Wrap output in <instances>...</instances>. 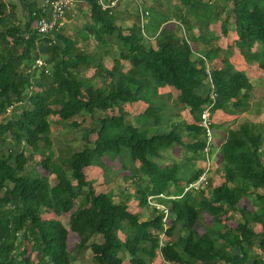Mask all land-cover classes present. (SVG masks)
I'll use <instances>...</instances> for the list:
<instances>
[{"label": "trees", "instance_id": "1", "mask_svg": "<svg viewBox=\"0 0 264 264\" xmlns=\"http://www.w3.org/2000/svg\"><path fill=\"white\" fill-rule=\"evenodd\" d=\"M84 1L91 10L87 33L102 44L107 43L108 37L115 39L123 50L121 60L129 61L133 67L129 76L114 78L119 62L112 70H106L101 61L96 63L95 57L77 48L75 39L59 33L57 43L49 48V75L44 69H36L40 75L35 73L33 81L26 70L35 63L37 44L42 38L31 27L33 18L23 27L12 26L0 33V46L6 56H0L3 60L0 62V141L7 145L10 136L16 143L14 149L0 156V264H33L30 252L36 254L39 264H71L69 249L91 250L94 264H123L125 254L131 264H148L145 257H154L158 250L169 264H200L199 260L203 259H208V264H264V139L257 131L258 125L245 123L240 129L229 131L221 149L223 184L214 188L208 198L204 193H187L167 201L174 221L165 230L163 215L148 203V197L168 193V188L178 183L182 168L179 164L162 168L155 160L166 149L190 146L182 142L179 125L173 126L169 133L148 137L147 132L127 124L121 110L123 104L143 99L142 92L149 84L137 80L134 69L141 65L157 85L178 91L179 103L189 108L198 122L206 106H211L212 118L216 111L229 114L247 111L253 85L243 73L230 71L228 67L208 72L204 59L192 60L193 51L187 41L157 26L160 33L156 47L146 48L139 25H134L128 35L116 25L118 9L110 14L103 11L98 0ZM178 1L189 9L198 6L197 0ZM225 1L233 3L231 13L235 18L237 46L250 59L254 44L259 43L263 47V60L256 59L264 70V0ZM29 10L32 13L37 9L30 6ZM230 16L221 21L223 33H227ZM165 20L162 18L160 24ZM209 21L210 15L204 21L207 27ZM44 41L49 43L48 39ZM12 46L21 50L19 56L13 54ZM91 68L96 69L95 75L90 79L79 78L78 74ZM97 77L103 78L104 86H94ZM106 78L111 79L108 86ZM209 79L216 90L215 100L210 98ZM125 80L132 86L125 88ZM26 96H29L27 105ZM14 103H22V110L16 118L7 121L8 109ZM115 109L120 110L119 116L109 114ZM152 112L153 107L148 106L143 116L150 117ZM83 115L93 124L83 136L86 146L66 160L49 158L41 165L47 173L56 175L55 185L51 186L44 177L25 175L35 154L51 148L50 117L71 121ZM186 129L189 133L204 132L199 125ZM192 147L195 154H203L205 142H195ZM125 153L140 163V168L135 170L142 178L140 181L148 178V185L136 188L140 205L154 210L153 217L147 221L141 222L138 216L128 212L126 205L114 202L109 194H96L93 183L85 178V168L100 166L104 156L116 159ZM247 186L252 190L246 195ZM244 196L257 199L260 212L242 211L237 228L223 232L222 224L227 220L224 217L237 210ZM44 209L56 219H43ZM202 212L213 217L215 225L220 226L218 232L202 236L197 233L195 227ZM66 216H69L67 225L61 219ZM251 223L262 226L260 234L255 233ZM121 231L127 234L126 241L118 237ZM230 232L234 238L229 236ZM70 234L78 242L72 243ZM163 234L169 241L161 246ZM256 243L263 258L250 253Z\"/></svg>", "mask_w": 264, "mask_h": 264}, {"label": "crops", "instance_id": "2", "mask_svg": "<svg viewBox=\"0 0 264 264\" xmlns=\"http://www.w3.org/2000/svg\"><path fill=\"white\" fill-rule=\"evenodd\" d=\"M109 1H115V0H109ZM118 1H119V7L118 10L115 12L116 25L122 29L124 35H128L130 33L131 28L134 26L133 22H131L134 21L132 19L133 12H127V9L129 8L128 5H130V3L132 4L133 0H118ZM44 2L45 0H0V11H1L0 33L7 31L12 26L23 27L26 24H28L31 20L30 18L31 13L29 7L31 6L32 8L39 10L42 8ZM134 3H139V1L135 0ZM140 12H141L140 13V18H141V15L144 12H148V11H141L140 9ZM90 20H91V10L87 1L84 0L77 1V6L75 10L66 16L62 27L52 36H47L40 39L39 43L37 44V50H36L37 56L39 55L41 58L43 57L47 59L50 55L49 48L53 43H57L56 36L57 34L60 33L68 38L75 39L78 42L77 48H79L82 52L88 55H92L93 57L101 61L102 65L106 70H112L115 63L119 62L118 70L117 73H115L114 78L119 79L121 75L129 76V74L133 70V67L129 61L121 60L120 55L123 52L121 47L115 43V39L112 37L107 38L106 44L98 43L95 40V38L90 36L86 31V25L88 24V22H91ZM185 24H188V22L185 21ZM221 27H222V23H221ZM223 34L224 35L222 37L220 36L218 38L219 40H217L216 42L214 41L215 38L211 34H208L206 32L199 34L195 33L192 36L189 35L191 36L190 38L195 39V41L191 42L192 45L199 46L195 49L194 47L191 46L190 42L187 39L184 40L179 38V36H177L180 40L187 41L190 44L191 49L193 51V54L191 56L193 61H199L200 59L205 60L208 71H213L214 69L222 70L223 68L228 67L227 69L230 71L243 73L245 77L249 80V82L253 85V90L249 92V94L251 95V101L249 103V108L247 109V111L238 112L236 114H229L223 111H216L214 113L213 128L215 131V138H214L215 143L210 153V159L212 161L211 162L212 171L210 174V182L208 185L209 186L208 196L212 191V189L221 186L222 184L220 183V181L224 180V178H221V180L219 181L216 172L220 167L223 166L224 161H223V156L221 154V149L223 144L225 143V140L228 137L229 131L240 129L241 125L248 123L245 122L247 121L244 120L245 118L252 119V117L255 116L256 112L259 111V102L255 94L254 78L259 75L260 77H264V70H262L259 67V62H257L256 59V57H258V59H260L259 60L260 62L263 60V57L261 55L263 51V47L259 43H255L252 48V53L254 55L251 56L252 58L249 59L244 56L240 48L237 46V43H236L237 47L234 48L232 46L233 45L232 42L228 41L229 34L228 35H226L227 33H223ZM44 38L48 39L49 43L45 42ZM144 38L150 40V38L148 37H144ZM8 40L10 41L11 39L8 38ZM151 41H152L151 44L154 47H156L157 40L153 38ZM237 42H238V38H237ZM91 44L93 46H90ZM144 45L146 48L152 47L149 46L146 40H144ZM113 48L116 49L112 50ZM236 48L238 49L239 52H235ZM11 49L14 55L16 56L20 55L21 50L18 47L12 46ZM207 54H210V58L207 57ZM104 55H107V57L103 58ZM0 56L6 57L4 50L2 49L1 46H0ZM111 58H112L111 64L108 65L106 61L110 60ZM0 62H3V60L0 59ZM91 69L96 70L95 68H91ZM134 69L137 72L136 79L139 81H145L149 85L145 87V89L142 92L143 99L135 103H125L122 105L121 110L125 113V121L127 122V124L132 125L135 128L142 129L147 133L151 132L152 135L159 134L162 132L169 133L172 130L173 126L179 125L181 130L182 142L185 145L190 146L189 148H186L176 145L174 148H169L162 151L161 158L155 160V162L158 163L159 166L162 168H167L169 166H172L173 164H179L181 166L182 169L181 172L179 173L178 183L176 185L172 184L168 188V193H166L170 196L178 197L181 194V191L183 190V187L185 185L194 182L198 179V177L202 173V169L207 164L205 155L198 153L195 154L194 151L192 150L193 148L192 145L195 142H199V141L204 142L205 139L203 133L196 134L194 132L189 133L187 131L186 129L187 126H192V125L198 126L199 122L196 121L195 118L190 114L189 108L185 106L183 107L179 103L180 93L178 91H176L174 88H171L169 86L157 85L155 81L152 79V77L146 74L144 65L135 67ZM26 71L30 76H32V80H33L36 71H34L32 74H30L28 70ZM106 79H107L106 85L108 86L111 79L109 78ZM103 83H104L103 78L97 77L93 84L97 88L104 86ZM124 86L126 88L132 85L127 80H125ZM243 93H247V91H243ZM28 100H29V96H26L25 105L28 104ZM166 102L169 103L171 102L173 104L172 105L173 107L178 106L177 107L178 110L174 111V113L170 116V119L168 120L169 122L167 126L164 127L162 124L163 122L162 117L165 115L166 108L170 107V105L166 104ZM19 106L22 110L23 104L21 103H14L10 108L15 109L16 107ZM148 106L153 107V112H152V116L146 118L143 115L146 112ZM10 108L8 109V112H10ZM119 112H120L119 109H115L109 112V114L113 116H119L120 115ZM52 117H57L59 119L58 116H52ZM81 118L85 121L87 116L83 115L81 116ZM141 119H143V124H141ZM150 119L153 121L151 122ZM59 121L62 120L59 119ZM50 124H51V120H50ZM253 124L257 126V123H253ZM91 125L93 126L92 123ZM50 134H51V130H50ZM50 134H49V138H50ZM177 147L180 148L179 154L177 153L178 151ZM54 155H55L54 152L52 153L48 152L45 154L46 156L45 159L51 158L54 160ZM105 157H107L110 161H114V163H116L117 161L121 163V168L117 169V166H115L118 174H116L115 170H109L107 172V174L109 172L113 173L116 177L119 178V181H116L113 186H110L111 183H113V180L112 181L109 179L105 180L106 185L104 186L103 191L97 192L95 190L96 194H109L113 198L114 202L126 205L128 212L135 216H138L141 222L151 219L154 215V210L149 208L148 206L142 207L136 195L137 186L142 185L143 187H145L146 185H148L147 182L148 178L144 177L145 181H140L142 180V178L140 177V175L138 176L135 173V170L139 169L141 165L138 161H133L129 154L125 153L123 156L118 157L116 159L115 158L113 159L109 156H104L101 159L100 166L96 165L95 167L90 166L85 168L84 174L86 180L92 182L94 185L95 183L93 182L91 177H89V175L92 173L91 171H93L95 174L93 179H95L97 175L103 176V174H105V172L109 169V167L106 165L107 162L104 160ZM32 167L33 165L30 163L29 164L30 170ZM196 173H198L197 178L195 177ZM50 175L54 177L53 178L50 176V178H52L54 182V184H51V186H53L55 185L56 175L54 174H50ZM67 175L69 176L70 172H68ZM221 176H223V174H221ZM41 177H44L46 179L48 178L46 175ZM73 184L75 183L73 182ZM248 187L249 186L244 188V193L246 195L250 193L248 191L246 192V189ZM235 211L240 212L241 208L237 207V210ZM235 211H230L229 215L231 216L234 213L237 214V212ZM224 221L222 224L224 226L223 232L224 230L234 231L236 229L235 227L230 226L229 224L230 221L227 223L229 225V227L227 228L228 225L225 224ZM199 223H201L200 231H202L203 233H200L199 229H197ZM197 227H195V229L200 236L206 234L211 230H214L216 232L220 230V226L217 227V225H215L213 217L210 216L207 212H202L200 214L199 220L197 222ZM121 233L125 236V239L121 238L120 236ZM117 234L122 241H126L128 239L127 234H125L122 231L118 232ZM71 237H75L76 239H78L74 234H70V238ZM167 240H168L167 237H165L164 235L161 236V244L165 243ZM256 248L257 247L254 246L253 251L255 250L256 252L257 251ZM228 250L230 252L233 251L231 248L229 249V247ZM124 256L125 258H123L124 259L123 264H131L130 257L126 256V254ZM254 256H256V254H254ZM259 258H261V256ZM145 260L148 264H154L158 262L159 264L160 262H163L164 264H169L163 260L162 254L159 250L155 252L154 257H145ZM199 263L208 264L209 260L208 259L199 260Z\"/></svg>", "mask_w": 264, "mask_h": 264}, {"label": "rangeland", "instance_id": "3", "mask_svg": "<svg viewBox=\"0 0 264 264\" xmlns=\"http://www.w3.org/2000/svg\"><path fill=\"white\" fill-rule=\"evenodd\" d=\"M135 2V0H133ZM132 1V4L130 3L129 8L127 9V12H133V25H139L141 27L142 22L140 18V9L141 11H148L149 12V17L147 19V23L145 24V34L150 40L145 39L149 46H153L151 44V40L154 38L156 40V37L161 31H166L169 33H173L179 38L188 40L191 44L192 47L197 48L199 46H194L192 45V41H195L194 38H190L193 34H199L206 32L208 34H211L215 39L214 41L216 42L219 40L218 38L223 36L222 32V27H221V21H224V19L228 16H230V21L228 22L227 26V34L228 35V41L232 42V46L235 48L237 42V37L236 32H235V18L231 13V10L233 9V3L228 2L225 0H197L198 1V6L196 9H189L188 7L186 8L183 6L178 0H138L139 3H134ZM245 1V0H242ZM213 7V9H212ZM210 15V21H209V26L207 28V25L204 24V20L207 19ZM164 18L166 19L165 21L167 22H161V19ZM188 22V24H185V21ZM135 23V24H134ZM155 26L159 27L157 29ZM142 31V30H141ZM195 31V33H194ZM191 35V36H189ZM225 41V42H228ZM90 46H93L92 44ZM116 48H113L112 50H115ZM235 52H239L238 49L236 48ZM104 57H107V55H104ZM42 60L47 64V59L46 58H41L39 55L37 56L36 60ZM111 60H107L106 62L108 65L111 64ZM98 59L96 58V63H98ZM103 61V60H102ZM48 66V64H47ZM143 69V68H141ZM37 73V76L40 75V70H35ZM210 72V71H208ZM95 73L94 69H90L84 73L78 74L79 78H88L90 79ZM89 76V77H87ZM254 86H255V94L257 97V100L259 102V111L256 112L255 116L250 118H245L244 120H247L245 122L248 123H257L258 130L263 134V139H264V77L257 76L254 78ZM166 104H169L170 107H167L165 110V115L162 117L163 119V126L166 127L168 124V120L170 119V116L174 113V111H177V107H173L172 103L166 102ZM178 105V103H177ZM10 108V107H9ZM21 112V108L16 107L10 108V112L7 113V121L16 118L18 113ZM161 119V121H162ZM51 120V134H50V139L52 140V148L49 150H45L43 153H36L34 160L31 162L33 167L30 168L28 167V172L25 173V175L34 174V175H41L44 176L46 175L48 178V182L51 184H54L53 179L50 178V174L47 173L43 167L41 166L43 161L45 160L46 156L45 154L48 152H54V160L62 159L66 160L68 159L73 153L76 151L82 150L85 146L86 143L83 140V136L91 129V119L89 117L86 118L84 121L81 117H76V119L71 120V121H59L57 117H50ZM152 122L153 120L150 119ZM141 124H143V119H141ZM218 128V127H217ZM257 129V128H256ZM154 134V133H153ZM152 133L148 132L147 136H151ZM8 137V142L7 145H3L2 142L0 141V156L4 153H6L9 149H14L16 147V143ZM264 143V141H263ZM178 148L177 153L179 154L180 148ZM21 148L17 149V151H20ZM263 150H264V145H263ZM104 160L107 162V166L109 169L103 174V176H96L95 179L94 172L91 171L92 173L89 175L93 182L95 183L93 187L97 192H102L104 186L106 185L105 180H113V183H111L110 186H113L116 181H119V178L116 177L113 173L107 172L109 170H115L116 174L117 169L121 168V163L118 161L114 163V161H110L107 157L104 158ZM114 163V164H113ZM111 164V166H110ZM96 165H93L95 167ZM117 166V169L116 167ZM39 167V168H38ZM36 173V174H35ZM224 174L222 167H220L216 174L218 175L219 181L221 178H224L221 176V174ZM121 175V174H120ZM53 177V176H51ZM54 178V177H53ZM121 180V179H120ZM224 180L220 181L221 184H223ZM106 189V187H105ZM251 192V188L248 187L246 189V192ZM238 207L241 208V211H235L237 214H232L231 216L228 214L227 216L224 217L225 224H227L229 221L230 226L237 228L239 222L242 221V211L250 212V213H259L260 212V205L259 201L257 199H254L252 197L246 198L243 197L241 203H239ZM250 216H248L249 218ZM42 218L45 220H52L56 219V216L53 213L48 212L47 210L44 209L42 212ZM232 218V219H231ZM64 224L67 225L69 216L61 218ZM231 219V220H230ZM205 222V220H204ZM228 225V224H227ZM27 229L30 228V226L27 224ZM252 228L254 229L256 234H260L262 231V226L258 223H251ZM197 227V225H196ZM229 225L227 226V228ZM197 229H201V223H199ZM211 230L209 233H214L216 231ZM200 233H203L200 231ZM121 238L125 239V236L121 233L120 234ZM229 236L231 238H234V234L230 232ZM21 239L23 240V237L21 236ZM72 243L75 240L77 241L75 237L70 238ZM78 242V241H77ZM222 244V243H221ZM254 246H256L257 251H253V248L250 250L251 254H256L257 257L261 258L263 257L261 251L259 250L258 243H256ZM255 252V253H254ZM70 253V262L71 264H94V260L92 259L93 255L91 250H75L72 252L69 249ZM31 255V260L33 264H39L38 259L36 257L35 253L30 252ZM154 264H159L154 263ZM160 264H164L163 262H160Z\"/></svg>", "mask_w": 264, "mask_h": 264}, {"label": "built area", "instance_id": "4", "mask_svg": "<svg viewBox=\"0 0 264 264\" xmlns=\"http://www.w3.org/2000/svg\"><path fill=\"white\" fill-rule=\"evenodd\" d=\"M98 2L102 7L103 11L109 12L110 14L114 13V11L119 7L118 0H98ZM76 6V0H45L41 9L35 10L30 14V18H33L32 29L42 38L52 36L62 27L66 16L72 13L75 10ZM148 17V12H144L141 15V30L144 37H147L145 34V24L148 22ZM25 38H28V36L25 35ZM36 69H44L45 74L49 75L46 63L40 59L35 61L29 73L32 74ZM209 83L211 84L210 98L212 100H215L216 90L212 85L211 79H209ZM199 126L202 127L204 131V137L206 142L204 153L206 155L207 165L204 168V173L200 176V178L196 182L189 184L185 187V193L191 191L204 190L205 187L208 185V176L211 169V159L209 157V153L212 147L214 146L215 135V131L213 128L214 122L211 115V106L204 107ZM171 199L174 198L167 197L164 194L148 197V203L153 208L159 210V212L163 215L165 229H168L170 227L171 219L169 207L164 203V201H169Z\"/></svg>", "mask_w": 264, "mask_h": 264}, {"label": "clouds", "instance_id": "5", "mask_svg": "<svg viewBox=\"0 0 264 264\" xmlns=\"http://www.w3.org/2000/svg\"><path fill=\"white\" fill-rule=\"evenodd\" d=\"M203 136H204V132H203ZM214 138H215V135H214ZM204 139H205V137H204ZM204 142H205V140H204ZM215 143V142H214ZM205 147H206V142H205ZM213 148V147H212ZM212 150V149H211ZM211 150H210V153H211ZM204 151H205V148H204V150H203V155H205V153H204ZM210 153H209V157H210ZM205 157H206V155H205ZM212 162V161H211ZM207 163V162H206ZM207 165V164H206ZM206 165H205V167H206ZM204 167V168H205ZM204 168L202 169V173H201V175L204 173ZM211 171H212V165H211V169H210V173H209V176H208V185H209V182H210V174H211ZM200 175V176H201ZM200 176L198 177V179L200 178ZM223 177H224V174H223ZM197 179V180H198ZM196 180V181H197ZM196 181H194V182H196ZM194 182H191V183H189V184H192V183H194ZM189 184H187V185H185L184 187H183V192H182V194L180 195V196H178V197H173V196H170V195H168V194H166V193H164V195L165 196H167V197H173L174 199H171V200H175V199H179V198H182L185 194H187V193H194V194H202V193H204L205 194V196L208 198L209 196H210V194H209V196H208V185L205 187V189L204 190H200V191H191V192H186L185 193V187L186 186H188ZM214 189V188H213ZM212 189V190H213ZM151 196V195H150ZM152 196H157V195H152ZM171 200H169V201H171ZM168 201V202H169ZM167 201H164V203L169 207V205H168V202L166 203ZM169 210H170V207H169ZM161 214V213H160ZM170 219H171V225H170V227L172 226V222L174 221V215H173V213L171 212V210H170ZM169 227V228H170ZM168 228V229H169ZM165 230H167V229H165ZM165 237H166V235L165 234H163ZM162 236V235H161ZM160 236V237H161ZM167 241H169V238H168V240ZM166 241V242H167ZM164 245V243L163 244H161V246H163Z\"/></svg>", "mask_w": 264, "mask_h": 264}]
</instances>
